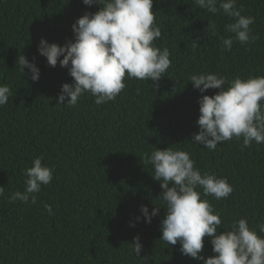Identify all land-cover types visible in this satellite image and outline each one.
Returning <instances> with one entry per match:
<instances>
[{"label": "trees", "instance_id": "16d2710c", "mask_svg": "<svg viewBox=\"0 0 264 264\" xmlns=\"http://www.w3.org/2000/svg\"><path fill=\"white\" fill-rule=\"evenodd\" d=\"M101 7L83 0H0V85L11 92L8 103L0 106V186L5 187L0 196V264H146L143 257L149 258L147 264H203L182 255L179 243L160 240L163 207L151 223L141 213V205L149 213L163 206L154 168L144 162L155 148L187 151L202 173L227 178L234 189L229 197H207L220 214V227L245 218L260 234L264 144L253 141L242 150V138L234 137L212 151L192 143V134L199 131L198 99L219 89L202 94L189 77L209 72L228 81L264 76V0H237L242 15L255 17L250 27L259 38L246 44L234 40L230 51L221 38L234 37L225 31L234 18L223 10L212 14L194 0H154V24L162 36L153 43L168 48L171 61L159 88L126 74V87L115 100L97 105L85 93L76 106L58 105L62 85L74 78L59 63L49 66L38 51L40 40L63 46L74 39L75 20ZM21 54L40 69L38 81L28 69L26 75L20 71ZM36 157L54 169L52 182L34 194L35 204L31 199L11 202L12 193L24 192V170ZM137 235L141 258L131 246ZM204 241L202 255H217L210 238Z\"/></svg>", "mask_w": 264, "mask_h": 264}, {"label": "clouds", "instance_id": "9594fccd", "mask_svg": "<svg viewBox=\"0 0 264 264\" xmlns=\"http://www.w3.org/2000/svg\"><path fill=\"white\" fill-rule=\"evenodd\" d=\"M194 2L212 14L223 10L225 15L234 18V22L225 25V31L234 37L221 38L227 50H231L234 40L246 44L259 38L252 35L250 27L255 17L242 15L237 0ZM153 3L154 0H83L87 6L99 4L102 7L75 20L72 25L74 39H68L63 46L44 38L40 40L38 51L47 58L49 66L59 63L74 78L72 83L62 85L58 105L76 106L85 93H90L97 105L115 100L126 87V74L128 79L151 80L154 83L150 86L159 88V81L171 61L168 48L161 50L153 43L162 36L160 27L154 24ZM208 27L215 31L211 21ZM17 65L24 75L28 69L31 79L39 80L40 69L26 55L18 56ZM189 81L202 94L209 89H219L214 95L199 97L200 115L196 121L199 131L192 134V143L212 151L234 137L242 138V150L251 147L253 141L257 145L264 144V104L261 103L264 101V76L236 77L228 81L224 76L209 72L191 75ZM10 95V88L0 85V106L8 103ZM42 160L43 157L34 158L32 166L24 170L25 190L12 193L11 202L18 199L28 203L31 199L35 204L34 194L41 191L42 185L52 182L54 169L42 164ZM144 162L154 168L152 176L163 190L158 198L163 206L155 204L149 213L148 206L141 205V213L145 222L151 223L161 207L166 210L161 221L160 240L172 246L179 243L182 255L203 261V264H264V223L258 225L260 234L245 218L220 227V214L215 213L207 199L212 196L221 200L231 195L234 189L227 178L202 173L189 152L173 147L155 148ZM4 189L0 186V196L4 195ZM197 189H202V193ZM45 208L49 215L54 214L50 205L46 204ZM220 228L228 230L220 232ZM206 236L210 238L213 253L217 254L207 258L202 255ZM131 246L141 258L143 245L139 235L134 237ZM141 259L146 264L149 261L148 257Z\"/></svg>", "mask_w": 264, "mask_h": 264}]
</instances>
